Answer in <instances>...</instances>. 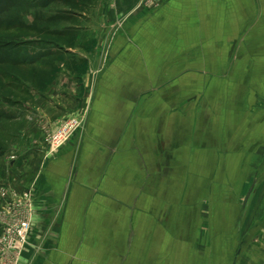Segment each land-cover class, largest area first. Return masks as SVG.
<instances>
[{
    "label": "rangeland",
    "instance_id": "rangeland-1",
    "mask_svg": "<svg viewBox=\"0 0 264 264\" xmlns=\"http://www.w3.org/2000/svg\"><path fill=\"white\" fill-rule=\"evenodd\" d=\"M113 1L0 0V264L20 261L33 220L31 191L14 185L11 168L27 149L29 123L41 120L25 106L47 95L55 99L48 92L58 84L60 55L89 53L90 29ZM257 1L252 7L250 0H222V37L177 46L180 61L128 63L161 72L154 94L161 108L148 112L161 120L159 172L149 181L157 186L162 217L144 226L175 233L177 264H264V0ZM139 2L129 15L113 14L114 38L123 22L136 20L133 13L156 5ZM112 42L100 70L118 64L108 59ZM179 72L185 73L169 82ZM141 100L152 101V93ZM68 122L46 129L50 155L64 143L60 127ZM74 126L67 136L80 128ZM22 221L29 227L21 240L16 228Z\"/></svg>",
    "mask_w": 264,
    "mask_h": 264
},
{
    "label": "crops",
    "instance_id": "crops-1",
    "mask_svg": "<svg viewBox=\"0 0 264 264\" xmlns=\"http://www.w3.org/2000/svg\"><path fill=\"white\" fill-rule=\"evenodd\" d=\"M139 1H113L102 23L90 29L89 53L60 55L69 68L63 63L48 92L55 99L47 95L25 106L41 120L29 123L27 149L15 155L17 167L11 165L12 182L31 191L34 205L28 243L14 264H177L175 233H150L144 226L162 217L157 186L149 181L159 172L161 120L148 112L161 108L154 95L161 72L128 63L180 61L177 46L222 37V0H151L152 11L133 13L136 20L123 22L114 38L113 14L129 15ZM111 42L108 59L118 64L100 70ZM146 82L154 85L146 88ZM150 93L152 101L141 100ZM67 120L80 128L50 155L46 129Z\"/></svg>",
    "mask_w": 264,
    "mask_h": 264
},
{
    "label": "built area",
    "instance_id": "built-area-1",
    "mask_svg": "<svg viewBox=\"0 0 264 264\" xmlns=\"http://www.w3.org/2000/svg\"><path fill=\"white\" fill-rule=\"evenodd\" d=\"M74 122H68V123H64L61 125L60 127V144L65 140L67 139V133H69V131L73 130L74 129ZM55 139L57 138L56 136L54 137ZM59 140V138H58ZM29 227V224L28 222L26 221H22L19 225H17V235L20 237V239H24L25 238V235H26V231Z\"/></svg>",
    "mask_w": 264,
    "mask_h": 264
},
{
    "label": "water",
    "instance_id": "water-1",
    "mask_svg": "<svg viewBox=\"0 0 264 264\" xmlns=\"http://www.w3.org/2000/svg\"><path fill=\"white\" fill-rule=\"evenodd\" d=\"M252 188H253V185L250 187V189H249V191H248V193L246 195L245 202L247 201V198H248L249 194L251 193Z\"/></svg>",
    "mask_w": 264,
    "mask_h": 264
}]
</instances>
